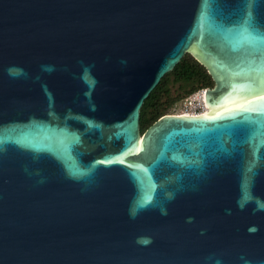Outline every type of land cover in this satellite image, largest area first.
Here are the masks:
<instances>
[{"label":"water","instance_id":"obj_1","mask_svg":"<svg viewBox=\"0 0 264 264\" xmlns=\"http://www.w3.org/2000/svg\"><path fill=\"white\" fill-rule=\"evenodd\" d=\"M0 264H264V0H0Z\"/></svg>","mask_w":264,"mask_h":264},{"label":"trees","instance_id":"obj_2","mask_svg":"<svg viewBox=\"0 0 264 264\" xmlns=\"http://www.w3.org/2000/svg\"><path fill=\"white\" fill-rule=\"evenodd\" d=\"M187 54V53H186ZM180 60L175 68L168 72L160 81V83L151 92L149 97L145 100L141 108L140 126L141 131H145L162 115L166 114L163 109L157 105L162 92L166 88V83L170 75H175L177 81L188 82H202L204 87H213L215 82L208 72L207 68L200 63L194 56H186ZM151 116V117H150ZM151 121V122H150ZM150 122V123H149Z\"/></svg>","mask_w":264,"mask_h":264},{"label":"rangeland","instance_id":"obj_3","mask_svg":"<svg viewBox=\"0 0 264 264\" xmlns=\"http://www.w3.org/2000/svg\"><path fill=\"white\" fill-rule=\"evenodd\" d=\"M186 56L189 57L193 55L187 53ZM206 88L207 87H204L202 82L194 81L186 83L184 81H177L175 75L172 74L167 80L166 88L162 92L157 105L160 109H163L165 113H185L187 111H194L195 109L193 106H188L187 98Z\"/></svg>","mask_w":264,"mask_h":264},{"label":"built area","instance_id":"obj_4","mask_svg":"<svg viewBox=\"0 0 264 264\" xmlns=\"http://www.w3.org/2000/svg\"><path fill=\"white\" fill-rule=\"evenodd\" d=\"M201 91L205 93L206 89H202ZM198 93H200V92H198ZM198 93H195V94H193L187 98L188 106L189 107L193 106V108L195 109L194 110L195 113L201 112L202 111L201 107L205 104V98L202 97V99H201L198 96L199 95Z\"/></svg>","mask_w":264,"mask_h":264},{"label":"bare ground","instance_id":"obj_5","mask_svg":"<svg viewBox=\"0 0 264 264\" xmlns=\"http://www.w3.org/2000/svg\"><path fill=\"white\" fill-rule=\"evenodd\" d=\"M199 95V97L202 99V97L203 98H205V93L204 92H202V91H200V93H198ZM202 109V112L203 113H206V112H208L209 111V108L208 107H206V105L204 104L202 107H201ZM186 114H195V112L194 111H187V112H185ZM180 114V113H179Z\"/></svg>","mask_w":264,"mask_h":264},{"label":"snow or ice","instance_id":"obj_6","mask_svg":"<svg viewBox=\"0 0 264 264\" xmlns=\"http://www.w3.org/2000/svg\"><path fill=\"white\" fill-rule=\"evenodd\" d=\"M250 230H254V229H250Z\"/></svg>","mask_w":264,"mask_h":264}]
</instances>
